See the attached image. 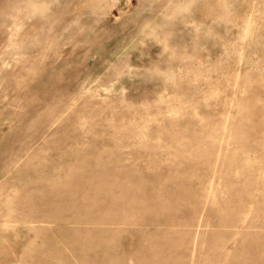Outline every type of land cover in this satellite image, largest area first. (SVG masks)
Wrapping results in <instances>:
<instances>
[{
    "label": "rangeland",
    "instance_id": "obj_1",
    "mask_svg": "<svg viewBox=\"0 0 264 264\" xmlns=\"http://www.w3.org/2000/svg\"><path fill=\"white\" fill-rule=\"evenodd\" d=\"M0 264H264V0H0Z\"/></svg>",
    "mask_w": 264,
    "mask_h": 264
}]
</instances>
